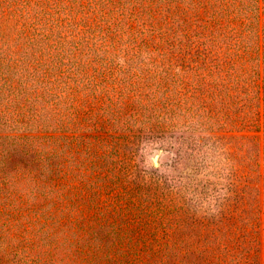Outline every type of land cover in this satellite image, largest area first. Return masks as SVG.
Returning a JSON list of instances; mask_svg holds the SVG:
<instances>
[{"label": "trees", "instance_id": "trees-1", "mask_svg": "<svg viewBox=\"0 0 264 264\" xmlns=\"http://www.w3.org/2000/svg\"><path fill=\"white\" fill-rule=\"evenodd\" d=\"M0 264H264V0H0Z\"/></svg>", "mask_w": 264, "mask_h": 264}, {"label": "rangeland", "instance_id": "rangeland-1", "mask_svg": "<svg viewBox=\"0 0 264 264\" xmlns=\"http://www.w3.org/2000/svg\"><path fill=\"white\" fill-rule=\"evenodd\" d=\"M258 137L261 138L260 133H258ZM181 141H187V139L181 137L180 134H173V138H168V142L166 140L148 142L136 139L135 143L137 145L139 143V146L136 145L129 149L131 154V159L128 162L130 171H144L158 178L177 175V171L173 167L176 155L173 153L172 146L178 145ZM197 177L201 178V176Z\"/></svg>", "mask_w": 264, "mask_h": 264}]
</instances>
